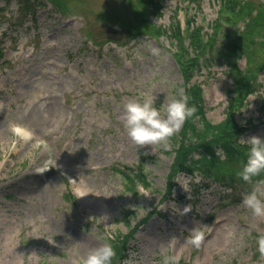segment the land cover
Returning a JSON list of instances; mask_svg holds the SVG:
<instances>
[{"label":"rangeland","instance_id":"obj_1","mask_svg":"<svg viewBox=\"0 0 264 264\" xmlns=\"http://www.w3.org/2000/svg\"><path fill=\"white\" fill-rule=\"evenodd\" d=\"M224 1L37 0L27 11L0 0V264H82L110 236L129 233L131 211L124 264H264L257 241L264 216L243 203L254 185L264 186V170L250 180L238 174L248 148L221 157L214 170L192 171L209 188L191 207L183 199L189 175L168 174L170 140L138 147L122 119L140 93L160 106L199 85L205 111L188 139L218 137L228 113L243 125L240 137H264V25L245 28L243 14L234 34L218 29L215 52L192 68L188 83L174 57L178 39L187 45V21L210 35L222 18H235ZM252 2L264 9V0ZM241 29L242 53L224 56L223 43ZM228 61L256 78L257 90L227 113ZM16 124L32 130L28 141L15 137ZM140 168L151 185L136 180L134 194L122 173ZM193 227L203 231L199 246L187 239Z\"/></svg>","mask_w":264,"mask_h":264},{"label":"trees","instance_id":"obj_2","mask_svg":"<svg viewBox=\"0 0 264 264\" xmlns=\"http://www.w3.org/2000/svg\"><path fill=\"white\" fill-rule=\"evenodd\" d=\"M20 5H26L25 10L33 11L36 8V4L33 6L28 5L30 3H34L37 0H17ZM225 5L229 8L227 11L231 13L235 18L228 17L225 19H221L222 22H217L216 26L211 31V34L208 33L205 35L199 34L198 27L191 24L190 21H187L185 24L187 27V45H185V39L177 40V52L174 54L177 58L178 65L180 66L183 78L188 83L192 77V68L197 67L200 61H205L210 58L211 53L215 52L216 47L214 44L217 42L216 38L221 33L218 29H222V34L226 33V31L233 32L236 30L235 23L237 19L242 16L241 20L244 18L243 26L247 28V26H261L264 25V9H261V4H254L252 0H225ZM258 5V6H257ZM254 12V13H253ZM177 17V16H176ZM233 19V20H232ZM175 22L177 23V30L178 32L174 34V36H178L181 33V25L178 18H175ZM221 23V25H220ZM233 26L232 29L228 27ZM242 29L236 34L235 38H228L225 43L224 53L223 55L226 56L227 54H240L242 53L243 46L238 45L237 41L241 38ZM184 35V33H183ZM182 35V36H183ZM246 35V34H245ZM205 36V38H203ZM206 40V41H204ZM183 41V43H182ZM190 48V51H189ZM228 75L231 80L232 89L229 93V101L227 104V113L229 112L230 107L233 106H243L247 104V97L256 92V78H244L243 77V70H240L236 65L235 61H228ZM185 93L188 95L189 100L188 103L190 105L196 106V112L189 117L183 124L181 129V133L178 135L174 134L170 137V142L174 146L175 149V161L174 164L171 166L169 171V176L173 177L175 175V170L177 168L178 172L184 173L189 175L190 180L188 182L189 193L187 195H183V199L185 198V202L187 205L189 204L191 207H194V203L197 198L200 196V192L209 188L207 183L205 184L204 178H200L198 180L195 179L193 176V170L195 168H200V171H206L208 169L214 170L217 162L222 157L223 160L231 159L233 156H237L242 148H248V145L240 144L239 138L243 135V125H238V122L234 120L231 113L227 114V121L223 123L226 128L224 132L220 134L218 137H212L210 139L202 140H192L191 138L188 139L190 132L194 129H197V123L203 118L205 105L204 99L202 96V89L199 85H189L187 87ZM264 119V102L259 107V115H262ZM189 134V135H188ZM227 139H232V142H229ZM215 148L223 149V156L218 155L215 153ZM239 150V152H237ZM197 152V153H196ZM196 153V154H195ZM197 158V159H194ZM144 159H147L145 157ZM220 162V161H219ZM143 170L140 168L139 171H133L132 173H122V176L125 178V188L128 191L136 194L138 193L137 186L134 185L136 180L139 181L141 186L145 189H149L151 183L147 180V177L143 175ZM169 198V197H168ZM133 215V212H126L125 213V225L126 229L129 230L128 234L118 233L116 236H110L106 240L111 242L115 248V255L114 257H119L118 260L122 264L125 263L128 259V250L125 248V244L128 242V237H130L132 233V225L130 224L129 220L130 217ZM111 264L112 261H111Z\"/></svg>","mask_w":264,"mask_h":264},{"label":"clouds","instance_id":"obj_3","mask_svg":"<svg viewBox=\"0 0 264 264\" xmlns=\"http://www.w3.org/2000/svg\"><path fill=\"white\" fill-rule=\"evenodd\" d=\"M156 100L157 97L140 93L124 105L123 125L132 142L138 147L152 144H163L169 147L170 137L177 133L184 122L196 112V106L188 103L187 94L164 100L160 106H157ZM12 131L22 142L28 141L33 135L32 130L24 124L14 125ZM239 141L248 145V149L246 161L238 174L244 180H250L264 170V137L253 134L240 137ZM215 153L223 156V149L215 148ZM50 166L53 165L48 163L37 171L42 173ZM243 203L252 210L253 214L264 216V186L254 185L243 196ZM190 232L191 235L187 239L193 245L199 246L203 231L193 227ZM100 238L103 239V236ZM257 241L259 249L264 252V234L259 235ZM114 255V246L111 242L104 240L100 246L89 251L82 260V264H111Z\"/></svg>","mask_w":264,"mask_h":264},{"label":"bare ground","instance_id":"obj_4","mask_svg":"<svg viewBox=\"0 0 264 264\" xmlns=\"http://www.w3.org/2000/svg\"><path fill=\"white\" fill-rule=\"evenodd\" d=\"M6 129V131H8L9 130V128L7 127V128H5ZM46 171V170H45Z\"/></svg>","mask_w":264,"mask_h":264}]
</instances>
